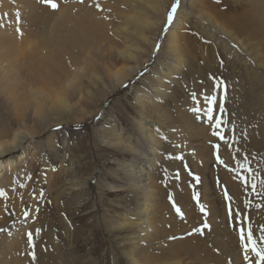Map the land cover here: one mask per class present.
I'll list each match as a JSON object with an SVG mask.
<instances>
[{"label":"rangeland","instance_id":"obj_1","mask_svg":"<svg viewBox=\"0 0 264 264\" xmlns=\"http://www.w3.org/2000/svg\"><path fill=\"white\" fill-rule=\"evenodd\" d=\"M192 1L191 9L186 3L184 6L192 18L181 17V13L178 15L182 20L188 19L189 23L184 22L181 30L185 33L184 42L179 41L180 48L175 57L169 56L167 48L170 25L165 29L167 14L175 0H83L82 3L68 0L57 10L37 0L34 16L29 9H16L10 31L13 28L17 39L29 38L33 50L26 49L27 53L37 57H42L40 54L44 52L49 55L52 51L44 45V33L48 21L56 17L59 9L74 23L84 18L110 21V31L100 34L97 42H94L95 35L92 42L86 44L89 48L76 63L79 75L62 96L65 106L59 109L58 103L54 105L57 106L56 112L44 118L52 125L45 131L44 124L30 116L32 108L28 109L17 99L20 94L27 98L32 95L29 91L35 89L34 74L0 62V124L16 127L12 110L21 106L29 116L28 128H24L44 131L37 138L40 153L34 163L36 167L31 171L26 163L25 167L19 168L21 177L15 179L6 192L2 190L5 193L0 196L1 263L2 258L9 261V257H16L17 264H132L131 255L141 253L147 256L152 246L157 251L170 245L192 246L199 252L194 261L204 263L209 259L207 251L226 246L216 237L218 232L221 238V233H228L226 238L239 250V260L243 264L238 228L229 217L223 192L226 188L234 198L233 208L242 213L245 212V200L264 205V196L254 195L250 189L243 188L237 174L229 170L237 167L234 155H247L251 160L250 167L260 174L258 180L264 179V68L253 67L256 72L252 73L247 60H237V54L227 47L229 38L207 27L206 21L200 19L197 4L202 2L205 9L209 7L215 11V7L231 14L244 4H251V0ZM263 1H257V10H262ZM181 2L179 0L177 14ZM175 14L174 21L177 19ZM128 17H134L133 21ZM117 28L127 36L115 35ZM14 33L8 32V35ZM122 36L127 40L123 41ZM109 38L111 44L107 42ZM247 43L245 40L244 46ZM157 44L160 47L155 51ZM2 47L3 51L13 49L9 43L2 44ZM126 47L132 51L128 59L118 53ZM254 49L253 54H257L259 45L256 44ZM192 53L198 57V68L194 66ZM180 54V76H175L177 69L174 67L173 70H162L165 62L173 64V59L178 60ZM122 67L128 68L125 72L129 77L123 86L118 87L107 71L114 72ZM47 68L46 78L53 81L56 72ZM160 70L163 75L167 74L162 88L169 86L168 90L173 92L171 101L157 95L161 87H156L151 80H155L153 74ZM217 81L222 82L218 88ZM214 88L218 98L224 97L228 121L226 134L231 136L232 125L236 126L237 142L231 151L213 135L206 117L200 114L198 118V114L192 111L197 106L192 94L195 93L197 101L202 102V94H212ZM182 115L185 116L183 120ZM144 127L149 128L145 133ZM148 135L155 136L159 151L153 147ZM150 147L157 154L151 155ZM217 154L224 164L217 163ZM169 156L172 158H167ZM176 156L182 158L175 159ZM151 159L158 163L150 171L152 188L161 192L156 195L158 207L152 213L151 227L141 234V249L136 250L132 243L133 238L140 235V227L132 223L138 221L136 204L143 194L130 186L126 175L131 165L138 163L147 173ZM190 172L200 177L199 184ZM194 190L201 193L207 215L201 213L193 201ZM170 194L173 200H169ZM210 200L214 204L213 214L210 213ZM173 201L182 209L183 218L177 216ZM247 215L254 231L264 225V206L252 207L247 210ZM205 223L210 227L204 228L203 234L194 231ZM28 233H32V245L28 244ZM208 238L212 242L206 240ZM226 238L223 241L228 243ZM228 262L231 264L230 258ZM254 262L253 256L251 264ZM182 264H189L188 260Z\"/></svg>","mask_w":264,"mask_h":264},{"label":"bare ground","instance_id":"obj_2","mask_svg":"<svg viewBox=\"0 0 264 264\" xmlns=\"http://www.w3.org/2000/svg\"><path fill=\"white\" fill-rule=\"evenodd\" d=\"M244 1L246 0H243V2ZM257 1L258 0H251L250 1L251 4L249 3L247 5L244 4L240 7L238 11L236 10L237 11L236 13L232 11L231 14L223 12L222 9H216L215 7H214L215 11H212L209 7L205 9L204 6L202 5V2H198L197 4L199 5L198 12L200 13L199 14L200 19L206 21L205 23L207 27L213 28L215 31H219L221 34L229 38L230 44L229 46L227 45V47L230 48L233 51V53L235 52L237 54L236 57L237 60L243 58L242 60L248 61L247 64H249V68L251 69L252 73L256 72L255 68L253 69V67L257 66L264 68V1L262 2V10H257V7L259 6ZM56 2L58 3L59 6L61 5V3L67 4L68 0H63V1L56 0ZM36 3L37 0H0V62L13 64L17 68L18 67L23 68L26 71L34 74L33 81L34 83H36V85H34L35 89L29 91V93H31L32 95L29 98H27L26 95L20 94L17 97V99L18 101H23L28 109L32 108L33 113H31L30 116L37 118L40 121V123L44 124V128H45L44 131H45L51 128L52 126L50 123L48 124L47 122L44 121L46 115L56 112L55 110L57 106L54 107V105H56L57 103L59 109L65 106L63 103L64 99L62 98V96H64V91L67 90L68 87H70L72 83L77 79L76 76L79 75L80 69H77L76 63L78 62V58L83 54V52L89 48L88 46H86V44L88 42H92V39L93 37H95V35L96 38H94V42H97L98 41L97 38H99L100 34H108L107 32L110 31V21H106L104 19H98V18H96L94 21H91L92 18L91 19L84 18V20L82 19L78 23H74L68 18V15L65 12L59 9L56 17L48 21L49 24L44 33L46 34L43 40L44 45L48 46V48H51L52 51L49 53V55H47L44 52L40 54L42 55V57H37L33 54L27 53L26 49H29L31 51L33 50L32 43L29 41V38L21 37L20 39L18 37L19 39L18 40L15 36L13 28H11L10 31V26H9L14 21V18L17 14L15 13L17 8L29 9V11L32 12V16H34L35 15L34 7H36L37 5ZM185 3L187 4L189 9L193 7L192 0H182L180 9L178 10V14L177 13L175 14V16L177 15V19L175 21L173 20V22L169 26L170 30L168 31L166 37L169 56L175 57V54L178 51L177 49L180 48L179 41L182 38H184L185 35V33L182 32L181 30L184 25V22H187L189 20L186 18L182 20L181 17L188 16V18H192L190 15L191 13L189 12L187 15L186 9H184ZM179 13H181V17H178ZM128 18L130 20L132 18L133 21L134 17L131 18L128 17ZM178 18L180 19L178 20ZM221 21L222 23H220ZM164 23H165V19H164ZM116 30H115L116 32L115 35L123 34L127 36V34H124V32L120 28H117ZM98 31L101 33H99ZM8 32L14 34L10 36L8 35ZM239 36H243V38ZM121 39L123 41L127 40L124 36H122ZM245 40H248L249 43H247L244 46ZM107 42H110L111 44L112 39L109 38ZM242 42L243 44H241ZM7 43L11 44L13 49L11 48L7 51H3L2 44H7ZM256 44L259 45V49L257 50L258 53L253 54L255 51L254 47ZM188 46L190 45L188 44ZM244 50L246 52L242 53V51ZM130 52L132 51H130V49L127 47L122 51H118L121 57L123 58L127 57V59L128 56L129 57L131 56ZM224 52L228 54V51H224ZM193 55L195 58V60H193L195 62L194 66L198 68L199 66L197 61L198 57H195V54L193 53L191 57ZM181 56L182 54L179 55L178 60L172 58L173 64L171 62H165L164 63L165 68L162 67L163 68L162 70L163 71H166L168 69L173 70L172 68L174 67L175 70L177 69V71L174 73L175 76L177 77L180 76L182 74L181 71L182 63L180 60ZM168 60H170V58ZM44 67H46V69H48L47 67H49L50 69H54V71L56 72L55 75L53 76L52 79L53 81L47 80L46 76L48 75L46 74L45 71L46 69ZM211 67L214 68V65ZM127 69L128 68L122 67L118 70H115L114 72L107 71V75L110 78L113 77L116 83L118 84V87H120L123 86L124 83H126V79L129 77V74L125 72ZM133 70L134 69L131 70L132 73H134ZM162 70L158 72L156 71L157 73L153 74L155 80L153 79L151 80L156 84V87L158 88L161 87L160 91L158 89L157 95L161 97V99H163V97H166L169 98L171 101L173 97L170 96V94H172L173 92L168 90L169 86L166 87L164 85V88H162V84H164L163 83L164 80H167V74L163 75L161 73ZM206 71L208 70H205V72ZM124 72L126 74H124ZM37 84L39 85L38 87ZM56 90L58 91L54 93V91ZM12 111L14 115V121H16V127L11 128L9 126H4L3 124H0V189L5 192L8 186L13 184L15 179L18 180V178L21 177L19 176L20 172H18L19 168L25 167L26 163H28L27 169L29 168L31 171L32 168L36 167L35 162H37V158L40 153V147L37 144V140H38L37 138H39L40 134L44 132L43 131L40 133L34 130H28L24 128V126L27 127L26 123H27V118L29 116L27 110L23 111L21 106L20 108L17 106L14 107ZM183 117L185 116L182 115L181 120L184 119ZM147 121L148 119L145 122ZM148 123L150 122L148 121ZM148 129H149L148 127H144L142 130H144L143 132L145 133L148 131ZM148 136L152 141L151 143H153V147L154 146L157 147V151H159L160 145L156 141L155 136L154 135H148ZM151 149H152L151 155L154 156V154H157L153 152L154 148ZM150 162L151 163H150L149 171H147V173L143 172L144 171L143 166L141 165V163H138L135 165H131L132 168L129 169V171H127V173L129 174L126 175L128 176L127 180L128 182H130V186L138 191L140 190L143 194V196L140 194L141 195L140 201L136 204L137 207L139 208L136 213L137 215L136 217L138 221L132 223L133 225L140 227L139 230L140 235L134 237L133 238L134 243H132V245H134L133 246L134 249L136 250L141 249L140 244L142 243V239H143L141 234H145L151 227L150 221L154 218V215L152 213L158 207L156 195L157 193L161 192L158 190L156 192V190L152 188L153 178H151L152 173H150L152 168L158 164L157 160L153 161L151 159ZM147 174L148 176H146ZM143 176L146 177L143 178ZM209 203L211 205L210 213L213 214L214 204L212 200H210ZM127 224L131 225V223H127ZM215 234L216 237L220 239V242L225 243V245L228 247L221 246L215 248L214 250H209V251L206 250L209 254V259L204 263H202V261H196V262L194 261L195 254H198L199 252L198 250L195 251L194 249H192V246L190 245H179V246L170 245L166 248L164 247H162L161 249L158 248L157 251L155 250V247L152 246L150 247L151 251L147 256L141 253L134 252L135 254L131 255L130 257L131 263L132 264H182L184 260H188L189 264L193 262H195L196 264H230L228 262V258H230L231 264H241L240 263L241 261L239 260V250L237 249V247H233L234 243L231 240L226 238L228 237V233L227 234L221 233L222 238L218 235V232H216ZM223 238H226L228 243L224 242ZM206 240L211 241L209 238ZM212 240L214 241L216 240L214 235L212 237ZM241 256H242V263L249 264V262L246 261L244 258L245 252L242 248H241ZM15 258L16 257H9V261L5 260L6 258H2L1 261L3 263L0 262V264H15V263L17 264V262L14 261ZM243 261L246 263H244Z\"/></svg>","mask_w":264,"mask_h":264},{"label":"snow or ice","instance_id":"obj_3","mask_svg":"<svg viewBox=\"0 0 264 264\" xmlns=\"http://www.w3.org/2000/svg\"><path fill=\"white\" fill-rule=\"evenodd\" d=\"M42 3L49 6L52 10L58 9V4L56 3V0H41ZM79 2H83V0H79ZM179 4V0H175V2L172 4L171 9L169 10L167 14V23L165 25V29H167L168 25H170L173 22L174 14L177 11V7ZM100 5L97 4V8H99ZM19 32L20 29H17ZM22 34V33H21ZM160 45H156L155 51L159 50ZM155 54V52H154ZM222 82L217 81L216 82V88L220 86ZM193 100L196 102L197 106L192 109V111L196 112L198 114V118L200 114H202L204 117H206L207 121L210 122V126L213 130V135L217 136L220 141H223L225 144L228 145L229 150L231 151L233 144L237 142V137L235 133V124L232 125V135L228 136L226 134L227 132V124L228 121L226 119V109L224 107V97L220 96L219 98L215 94V88L213 90L212 94L203 93L202 94V102L197 101L196 94L193 93ZM202 103L203 106H200ZM217 104L218 109H217ZM215 113V115H214ZM159 131V129H157ZM163 139H166V137H162ZM215 147L219 148V145H216ZM172 158V157H167ZM175 159H181V156L174 157ZM217 163L218 164H224L225 162L223 159L217 154ZM233 160L235 161V164L237 165L236 168H229L230 171H233L237 174L239 177V180L241 182V185L245 189H250L251 192L254 195H262L264 196V179H259V172H255L251 167V160L247 155L243 157H237L233 156ZM228 167L227 165H225ZM247 172L248 175L245 176L244 173ZM192 175L193 180L196 182V184L200 183V177L196 176L195 174L189 173ZM165 175L167 176V172L165 170ZM31 178L30 176L28 177ZM178 178V177H177ZM23 187V185H21ZM4 195L3 191L0 190V196ZM223 196L225 201L227 202L228 207V214L230 219L234 220L235 224L238 228L239 233V239L242 249L245 252V260L249 261L251 264V257H255L254 264H264V225L258 226L255 231L253 228V223L249 219L247 215V210L251 209L252 207L260 208L264 205H261L259 203L254 204L252 200H245V212L242 213L238 209L233 208L234 198L231 197L226 188L223 192ZM201 193L199 191H193L192 199L196 203V205L199 207V210L201 213L207 215L206 206L201 201ZM169 200H173L172 195H169ZM173 208L176 211L177 216L180 218H183L184 213L182 209L177 206V204L173 201L172 204ZM25 216L28 215L27 212L24 213ZM210 226L205 223L203 224L202 228L194 229V231L200 232L203 234L204 228H209ZM175 237H170V239H174ZM28 244H33L32 239V233H28Z\"/></svg>","mask_w":264,"mask_h":264}]
</instances>
